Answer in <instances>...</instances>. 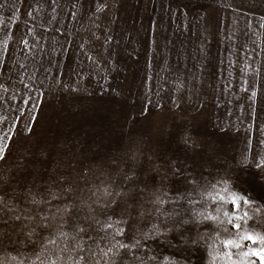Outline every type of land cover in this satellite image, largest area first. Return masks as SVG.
I'll return each mask as SVG.
<instances>
[{"label": "rangeland", "instance_id": "1", "mask_svg": "<svg viewBox=\"0 0 264 264\" xmlns=\"http://www.w3.org/2000/svg\"><path fill=\"white\" fill-rule=\"evenodd\" d=\"M0 19L2 264L68 223L85 251L62 261L259 264L240 236L264 235V0H0Z\"/></svg>", "mask_w": 264, "mask_h": 264}, {"label": "snow or ice", "instance_id": "2", "mask_svg": "<svg viewBox=\"0 0 264 264\" xmlns=\"http://www.w3.org/2000/svg\"><path fill=\"white\" fill-rule=\"evenodd\" d=\"M0 24H3V20L0 19ZM10 137L7 136L6 134L0 133V161L5 159L6 156V150L9 147V144L6 143L7 140H9ZM106 195H112V193H106ZM116 195H120V193H116ZM221 199H223L221 197ZM234 210L239 208V203L237 200L232 201ZM243 203L245 205L249 204L248 199H244ZM65 213L67 214V208L64 210ZM227 215V214H226ZM111 219V218H109ZM248 213L245 212L243 216H236L234 218H229L228 223L232 224V226L237 229L238 231L241 229L242 225L240 223H236L235 220H241L244 222V224L248 223ZM67 227L70 229L69 231H60L58 233V236L56 238H50L47 240V243H42V248L41 252L35 254V259L34 260H29L28 264H69V261H71V264H86L85 262V257L83 255H80L78 259L72 260V258L69 256L67 260L62 261L60 253H66V252H71V251H78L80 253H83L85 251L84 247L82 246L81 238H80V233H83L85 229L83 227H76L71 223L67 224ZM108 227H112V224L109 223ZM61 229L65 228V223H62L60 225ZM122 229L118 230L115 235L119 236L122 235ZM254 230H250L249 228H244V232L246 234L240 236V240H247L251 242L252 244H261L264 245V235L260 234L259 232L255 234H251ZM90 238V237H89ZM62 239L65 242L64 247H59L57 245V240ZM72 242V247H68V242ZM119 245V249L116 252V255H119V250H127L129 249V245L125 244L123 242L117 241ZM223 245L225 248H240L242 245L236 241L233 240H224L222 241ZM57 245L59 248V253L56 252L55 249L51 250V254L48 258H45L43 256L44 250L48 248V245ZM136 244H139V241L136 242ZM135 247V245H133ZM111 251V249L109 250ZM106 255V254H105ZM228 260H231L232 258V253L227 252L224 254ZM52 256H55V258H51ZM243 256L248 257V256H253L256 257L259 260V264H264V246L260 247L259 249H250L248 252H244ZM2 264V262H0ZM20 264H25L24 261H21ZM112 264H116L115 261H112Z\"/></svg>", "mask_w": 264, "mask_h": 264}]
</instances>
